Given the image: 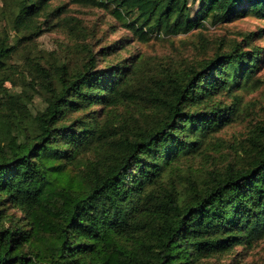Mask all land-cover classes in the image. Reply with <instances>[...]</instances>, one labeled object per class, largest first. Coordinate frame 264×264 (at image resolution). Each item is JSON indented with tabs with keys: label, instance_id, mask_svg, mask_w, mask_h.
Returning a JSON list of instances; mask_svg holds the SVG:
<instances>
[{
	"label": "trees",
	"instance_id": "1",
	"mask_svg": "<svg viewBox=\"0 0 264 264\" xmlns=\"http://www.w3.org/2000/svg\"><path fill=\"white\" fill-rule=\"evenodd\" d=\"M51 1L0 0V264H209L263 240L264 120L234 145L218 134L262 85L264 29L145 69ZM67 2L143 43L264 20V0ZM56 27L72 64L21 42Z\"/></svg>",
	"mask_w": 264,
	"mask_h": 264
},
{
	"label": "rangeland",
	"instance_id": "2",
	"mask_svg": "<svg viewBox=\"0 0 264 264\" xmlns=\"http://www.w3.org/2000/svg\"><path fill=\"white\" fill-rule=\"evenodd\" d=\"M53 6L65 5L64 16H72L79 19L89 28L95 27L97 37L101 38L104 46L116 42L117 50L114 54L119 57L133 56L143 58L145 69L154 65L180 66L210 56L213 49L218 46H226L231 42H238L243 35L253 31L264 29V20L253 17H241L233 21H224L214 25L206 21L204 27L195 28L187 35H176L174 37H153L148 42H140L135 39L120 22L102 10L89 9L71 5L67 0H52ZM198 8L197 3L193 6V16ZM111 25L112 27H108ZM5 22L0 19V29ZM46 28V27H44ZM264 34V32H263ZM21 42L28 48L40 52L57 53L58 57H67L72 64L79 56L76 50L73 36L59 27L44 31L42 35L30 43L27 40ZM259 46L264 47V36L257 41ZM21 51V47H19ZM20 54V53H18ZM50 59L54 54H41ZM22 63V57L15 56L11 62ZM262 79L260 88L252 93H243L241 102L237 107L234 121L222 129L218 137L225 144H237L246 135L248 130L259 120H264V54L260 70L256 75ZM237 254H226L221 257L212 258L209 264H264V239L252 248L237 249Z\"/></svg>",
	"mask_w": 264,
	"mask_h": 264
}]
</instances>
